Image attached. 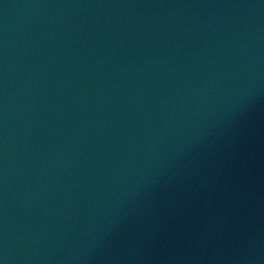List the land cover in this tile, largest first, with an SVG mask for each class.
<instances>
[{
    "label": "water",
    "instance_id": "95a60500",
    "mask_svg": "<svg viewBox=\"0 0 264 264\" xmlns=\"http://www.w3.org/2000/svg\"><path fill=\"white\" fill-rule=\"evenodd\" d=\"M0 264H264V0H0Z\"/></svg>",
    "mask_w": 264,
    "mask_h": 264
}]
</instances>
